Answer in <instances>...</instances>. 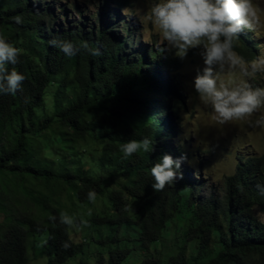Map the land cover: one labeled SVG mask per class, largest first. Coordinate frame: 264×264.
Here are the masks:
<instances>
[{
	"label": "trees",
	"instance_id": "1",
	"mask_svg": "<svg viewBox=\"0 0 264 264\" xmlns=\"http://www.w3.org/2000/svg\"><path fill=\"white\" fill-rule=\"evenodd\" d=\"M107 2L120 8L132 4H102ZM36 3L0 0V35L20 49L12 67L26 77L21 91L0 95V264H37L38 246L47 264H65L81 253L82 244L71 240L69 228L49 220L61 210L80 218L88 213L93 223L116 228L115 235L121 226L133 229L144 249L172 223L197 243L193 256L181 246L166 261L146 257L139 264H264V198L255 187L264 184V154L238 158L233 173L224 177L221 199L197 196L201 185L182 163L174 184L155 192L151 164L165 153L174 158L188 153L178 142L167 145L176 132L170 117L183 108L184 87L176 81L177 96L167 107L158 96L164 87L155 67L160 57L164 69L176 71L180 59L161 47L141 45L133 39L134 22L114 20L103 8L96 7L89 22L82 18L86 25L76 21L78 26L64 27L51 21L50 1ZM17 14L22 24L11 19ZM118 28L129 47L120 43ZM53 37L87 43L99 54L81 50L66 57L48 43ZM247 37L246 30L238 36ZM243 45L238 42L235 50L252 58ZM142 136L153 138L152 151L122 158L120 143ZM89 189L97 194L92 202L85 198ZM9 192L21 194L18 209L5 204ZM62 240L70 247L62 248ZM108 248L103 249L106 264H121L129 251Z\"/></svg>",
	"mask_w": 264,
	"mask_h": 264
},
{
	"label": "clouds",
	"instance_id": "2",
	"mask_svg": "<svg viewBox=\"0 0 264 264\" xmlns=\"http://www.w3.org/2000/svg\"><path fill=\"white\" fill-rule=\"evenodd\" d=\"M136 14L158 34L161 44L158 47H161L162 51H171L175 57L183 59L190 49L198 50L203 67L192 77L191 87L200 102L210 109L211 119L217 125L245 120L253 113H259L264 106V87L254 86L251 78L257 73H264V52L246 59L235 50V45L240 41L244 42L243 46L246 47L249 42H253V38L250 37L240 40L238 36L242 32L246 30L256 34L264 29V20H262L264 10L255 3V0H150V6L144 10L137 9ZM11 19L18 25L24 22L19 14ZM115 19L121 21L120 17ZM137 38L140 43V38ZM137 38L134 35L133 39ZM119 40L121 44L129 47L125 33L123 37L119 36ZM48 43L66 57L73 56L81 50L91 56L99 54L97 48L89 47L87 43L75 44L71 40L58 37H53ZM141 45L149 46V49L158 48H153V44ZM19 53L18 47L5 36L0 35V95H13L22 90L25 74L12 67L17 64ZM162 61L163 59L156 57L155 67L159 66V62L164 66ZM179 70L180 68L176 71H170L169 68L158 69L157 73L160 76L158 81L167 84L165 90L178 91L179 83L176 81H179ZM225 71L229 76L227 80L221 78V73ZM236 71L242 77L239 82L231 79V73ZM156 117L159 116L156 114ZM254 123L264 127V113H260ZM153 144V138L148 136H142L138 140L129 139L120 143L119 152L122 158L127 159L134 153L152 151ZM185 159L183 153L175 158L167 153L162 154L149 168L151 188L158 192L166 185H173L181 176V163L183 164ZM183 166L185 168L184 164ZM255 187L257 195L264 198V184L257 183ZM96 195L94 190L89 189L85 198L92 202L96 199ZM49 220L77 231L88 223L86 219L78 218L63 210L50 216ZM126 230L131 229L126 228ZM60 246L64 249L69 248V240H62ZM145 250H147L146 254L149 248Z\"/></svg>",
	"mask_w": 264,
	"mask_h": 264
},
{
	"label": "rangeland",
	"instance_id": "3",
	"mask_svg": "<svg viewBox=\"0 0 264 264\" xmlns=\"http://www.w3.org/2000/svg\"><path fill=\"white\" fill-rule=\"evenodd\" d=\"M31 1L33 5H36V1H40L41 6L44 2L43 0ZM49 1H51V7L54 11V16H51L50 19L55 25L61 24L66 27L67 24H76V21L85 24L91 21L93 12L97 10L96 7H99L101 10L103 8L112 14V19L118 16L121 21L134 22L137 27L135 37L140 38L141 44H153V48L161 46L158 34L148 23L142 22L136 14L137 9L144 10L149 7L150 0H131L132 4L128 8L113 6L110 2L103 5V0ZM255 3L264 10V0H255ZM262 20H264V16H262ZM117 30L119 36L123 37L124 32L119 28ZM249 37L253 38V42H258L247 44L251 55L254 57L257 53L264 52V29L256 34L249 33ZM164 51L172 54L171 51ZM180 62L179 80L184 87V109L176 114V117L173 116L176 132L174 137H167V145L173 146L178 142L182 149L188 152L183 164L189 176L196 180V184L201 185L199 191L196 192L197 196L203 197L212 193L214 196L220 197L225 193L224 177L233 173L239 157L245 159L248 156L264 154V127L254 123L257 116L264 113V106L261 107L259 113H253L245 120L230 121L224 125H217L211 119L210 109L200 102L191 87L192 77L203 67L198 50L190 49L187 55L180 59ZM159 67L163 70L160 62ZM217 70L224 71L222 69ZM221 78L225 80L229 78L226 71L221 73ZM231 79L234 82H239L242 77L236 71L231 73ZM251 83L254 86L264 87V73L255 74L251 78ZM163 102L166 105V99ZM164 110L165 108L162 109V111ZM156 114L160 116L161 113L157 111ZM87 167V164L84 165V169ZM20 195V193L9 192L5 204L13 209H18L17 203L22 199ZM78 217L80 218L79 214ZM82 218L88 221L87 225L81 226L78 231L69 228V237L73 242L81 243L83 250L77 256L69 258L65 264H77L80 259L85 261L86 264H102L99 259H102L103 262L107 259V253H104L103 249L108 246L107 251L114 247H129V251L121 264H139L144 257H155L166 261L181 246L185 247L186 255L193 256L197 252L196 241L189 239L184 231L182 234L181 227L173 225V223L165 229L164 235L159 241L149 245V251L145 254L147 250L141 247L140 242L135 240V234H137L135 230L127 231L125 226H121L119 232L115 235L116 228L93 223L88 213H85ZM261 218L264 220V213ZM100 237L107 240V243H96L95 239ZM36 254L35 261L37 264L48 263L47 256L42 254L39 246Z\"/></svg>",
	"mask_w": 264,
	"mask_h": 264
},
{
	"label": "bare ground",
	"instance_id": "4",
	"mask_svg": "<svg viewBox=\"0 0 264 264\" xmlns=\"http://www.w3.org/2000/svg\"><path fill=\"white\" fill-rule=\"evenodd\" d=\"M57 7H59V6H57ZM59 10V9H58ZM249 33H251V32H249ZM164 67L165 66H162V68L164 69ZM158 69H160V67L158 66ZM160 84L164 87V91H161V92H159V94H158V96H162L164 99L163 100H165L166 99V102H168V103H166V106L167 107H173V104H172V100L174 99V97H176L177 96V93L176 92H174V91H170V90H165V88H166V86H167V84L166 83H164V82H160ZM183 94H184V96H185V93L183 92ZM159 99H160V97H159ZM181 107H183V108H181V109H179L178 110V112H180L181 110H183L184 109V106H182L181 105ZM171 116V114L169 115V117ZM171 118V124L174 126V124H173V116L172 117H170ZM168 137H174V134H171V136H168ZM165 140V139H164ZM175 145H173V147H174ZM224 183H225V181H224ZM196 187V186H195ZM225 192V191H224ZM210 194H212V193H210ZM213 195V194H212ZM223 195H224V193L220 196V197H217V198H219V199H221V197H223ZM214 196V195H213Z\"/></svg>",
	"mask_w": 264,
	"mask_h": 264
}]
</instances>
